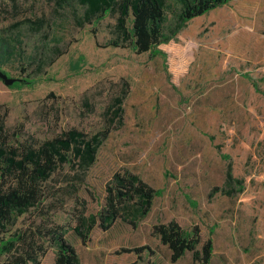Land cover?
Here are the masks:
<instances>
[{"label":"rangeland","instance_id":"374dc122","mask_svg":"<svg viewBox=\"0 0 264 264\" xmlns=\"http://www.w3.org/2000/svg\"><path fill=\"white\" fill-rule=\"evenodd\" d=\"M85 12L77 2L0 0V69L32 82L0 81L11 143L108 132L94 165L61 166L39 207L0 237L52 224L80 264H202L192 253L173 263L153 236L154 226L176 222L199 237V251L212 241L209 264H264V0L232 1L175 36L180 7L169 2L171 40L158 56L111 46L118 13L89 21ZM117 99L123 113L114 120ZM124 171L162 195L146 217L103 230L106 185ZM93 218L87 233L84 220ZM57 255L51 245L42 264Z\"/></svg>","mask_w":264,"mask_h":264},{"label":"trees","instance_id":"16d2710c","mask_svg":"<svg viewBox=\"0 0 264 264\" xmlns=\"http://www.w3.org/2000/svg\"><path fill=\"white\" fill-rule=\"evenodd\" d=\"M232 1L235 0H57L60 5L77 2L86 7L85 17L89 21L110 12L118 13L119 36L111 46H128L137 54L151 53L153 56L161 55L158 46L171 40L164 29L169 2L180 7L172 32V36H175L192 20ZM130 18L132 28L128 29ZM22 84L32 85V82L18 81L13 86ZM116 102L114 120L123 113L122 100L117 99ZM7 117L8 111L2 112L0 107V228L5 233L9 232V227L14 226L16 217L39 207L45 196L43 185L61 166L72 163L88 169L94 165L97 152L108 137V132L88 137L72 129L39 146L27 143L14 145L11 141L15 135L5 125ZM227 177L228 181H233L230 169ZM106 194L105 205L97 216L103 230H108L118 220L146 217L162 191L150 187L139 176L124 171L113 175L106 185ZM95 224V218L84 220L86 232L92 230ZM50 225H38L35 229L19 230L0 237V264H42L51 245L58 248L54 264H80L79 256L66 241L62 228ZM76 233L85 242L86 237L81 228H77ZM153 236L170 250L173 263L178 262L186 253H192L195 263H210L212 241L209 240L199 251V237H191L176 222L154 226Z\"/></svg>","mask_w":264,"mask_h":264},{"label":"water","instance_id":"95a60500","mask_svg":"<svg viewBox=\"0 0 264 264\" xmlns=\"http://www.w3.org/2000/svg\"><path fill=\"white\" fill-rule=\"evenodd\" d=\"M0 81L4 82L7 86H13L16 82H18V79L10 78L6 73H4L0 69Z\"/></svg>","mask_w":264,"mask_h":264}]
</instances>
